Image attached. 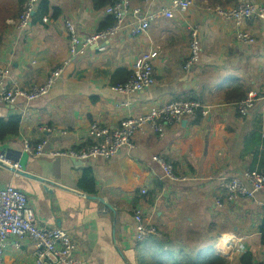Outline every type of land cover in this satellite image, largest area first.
I'll list each match as a JSON object with an SVG mask.
<instances>
[{
  "label": "crops",
  "instance_id": "obj_1",
  "mask_svg": "<svg viewBox=\"0 0 264 264\" xmlns=\"http://www.w3.org/2000/svg\"><path fill=\"white\" fill-rule=\"evenodd\" d=\"M48 1L49 12L32 18L24 29L15 23L20 9L2 16L0 67L8 69L10 86L43 84L53 69L72 58L67 20L84 39L99 30L108 15L106 6L95 10L91 0ZM129 1L133 7L144 5L143 0ZM234 2L196 0L187 12L159 18L138 36L127 30L134 20L128 15L127 28L105 41L104 50L91 45L73 57L45 96L0 102V118L20 117L19 132L0 140V186L24 191L41 225L70 233L85 264H264V243L257 230L264 188L256 199L230 202L219 185L221 179L245 170L264 171V99L247 116L235 109L249 90L264 94V22L247 21L256 41L244 45L236 40L230 22L206 9ZM192 27L198 29L202 52L199 62L185 70ZM148 50L159 52L153 86L129 97L115 92L116 69L132 71L138 56ZM187 96L217 108L209 116L168 125L164 136L144 128L134 137V149H121L109 159L73 162L25 149L26 141L35 145L42 139H48V149L84 146L92 140L88 127L94 121L113 126L155 102ZM156 155L189 178L170 182L153 159ZM15 162L21 169L13 167ZM88 168L94 194L78 186ZM136 210L162 235L135 243ZM224 233L243 237V250L237 244L222 252L219 238ZM15 241L9 239L3 264H35L34 242L25 238L15 248Z\"/></svg>",
  "mask_w": 264,
  "mask_h": 264
},
{
  "label": "built area",
  "instance_id": "obj_2",
  "mask_svg": "<svg viewBox=\"0 0 264 264\" xmlns=\"http://www.w3.org/2000/svg\"><path fill=\"white\" fill-rule=\"evenodd\" d=\"M41 0H24L21 5L19 17L15 22L19 29L26 28L33 18L34 12ZM143 0V6L133 7L129 0H118L105 7V13L113 15L116 22L104 29H99L88 35L81 47H78L80 38L72 21H66L69 33L71 57L82 55L86 48L98 45L104 50V42L112 39L125 27L128 15L134 20L128 24L129 33L133 36L145 34L149 31L151 23L159 18L173 19L191 9L196 0ZM156 6L159 8L156 10ZM207 11L214 12L221 18L230 22L234 27L236 40L244 45L255 43L256 38L246 28L247 21L258 19L264 22V0H239L235 6L207 7ZM47 20V17H44ZM189 54L184 63V69L190 70L201 58V44L198 29L191 28ZM100 43V44H99ZM159 57L157 50H148L141 53L136 59L131 76L124 82L114 84L113 90L119 94L131 96L146 90L155 83V61ZM72 58L52 70L46 82L33 85L31 88H22L19 85L10 86L7 81L8 69L0 67V102L14 104L19 98L30 102L45 96L54 85L56 79L66 70ZM264 94L256 90H249L236 104L235 109L240 116H247ZM125 101L124 103H128ZM217 108L216 104L205 103L198 99H170L158 101L139 115H129L122 118L113 126L102 125L97 121L89 124L88 136L91 143L84 146L67 149H48V139H42L35 145L25 142V149L35 155H51L68 159L87 160L90 158L109 159L117 155L121 149L135 148L134 137L136 133L147 128L154 133L164 136L168 125L180 123L186 117L197 119L209 116ZM63 133H66L64 131ZM153 159L161 167L164 177L170 182H181L189 177L178 175L172 163L163 156L156 155ZM16 170L21 169L20 163L13 164ZM220 189L230 202L239 198L256 199L257 194L264 188V171L245 170L241 175L220 180ZM145 192V189L143 190ZM217 203L221 206L222 200ZM135 232L134 241L140 243L152 236H161L156 226L144 220L141 210L134 215ZM11 237L16 238L15 248H20L23 239L28 238L34 242L35 264H85L77 254V244L70 233L59 226L48 227L38 222L35 209L29 202L24 191L11 185L0 186V264L4 262L5 250ZM243 237L231 233H224L219 241V249L227 252L238 244L237 249L243 250L240 245Z\"/></svg>",
  "mask_w": 264,
  "mask_h": 264
},
{
  "label": "trees",
  "instance_id": "obj_3",
  "mask_svg": "<svg viewBox=\"0 0 264 264\" xmlns=\"http://www.w3.org/2000/svg\"><path fill=\"white\" fill-rule=\"evenodd\" d=\"M22 1V0H21ZM24 1V0H23ZM118 0H91L93 8L95 10H100L109 4H114ZM234 2V6L237 5L239 0H232ZM49 12V1L48 0H41L37 6L36 12L33 15L34 17H42L43 15ZM54 12L57 15V8H54ZM254 20V19H251ZM116 22V19L113 15H107L103 21L99 24V29L107 28L113 25ZM132 74V71L125 68L120 67L116 69L112 78L113 84H117L120 82L126 81ZM184 99H196L193 97H185ZM19 125H20V117H11L8 120H4L0 118V140H3L7 135L17 134L19 132ZM91 143V141L89 142ZM78 186L84 190H86L89 194H94L96 192L95 184H94V176L91 172V169H85L82 178L80 179ZM257 230L261 233V241L264 243V213L262 218L257 225Z\"/></svg>",
  "mask_w": 264,
  "mask_h": 264
},
{
  "label": "rangeland",
  "instance_id": "obj_4",
  "mask_svg": "<svg viewBox=\"0 0 264 264\" xmlns=\"http://www.w3.org/2000/svg\"><path fill=\"white\" fill-rule=\"evenodd\" d=\"M20 2V0H0V20H3L0 23H4V19L2 16L14 13L17 8L21 10L19 6ZM211 6H213V4H211Z\"/></svg>",
  "mask_w": 264,
  "mask_h": 264
},
{
  "label": "water",
  "instance_id": "obj_5",
  "mask_svg": "<svg viewBox=\"0 0 264 264\" xmlns=\"http://www.w3.org/2000/svg\"><path fill=\"white\" fill-rule=\"evenodd\" d=\"M84 39H85V38H84ZM84 39H80V43H79L78 47H81V46H82V43L84 42ZM72 161H73V162H77L78 159H74V158H72ZM80 161H81V160H80ZM81 162H83V161H81Z\"/></svg>",
  "mask_w": 264,
  "mask_h": 264
}]
</instances>
